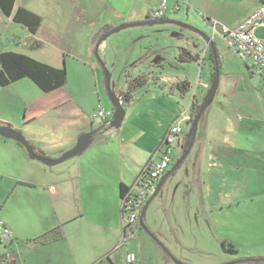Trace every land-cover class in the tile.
Instances as JSON below:
<instances>
[{
	"label": "crops",
	"instance_id": "crops-1",
	"mask_svg": "<svg viewBox=\"0 0 264 264\" xmlns=\"http://www.w3.org/2000/svg\"><path fill=\"white\" fill-rule=\"evenodd\" d=\"M40 1L36 4L35 0H17V6L42 18V25L36 34H31L0 12V34L9 32L6 38L8 45L0 46V54L12 51L54 68H62L58 54H63L66 60L74 53L73 58L79 59V51L93 53L95 39L121 25L167 19L186 21L194 27V21H197L199 25L210 28L208 22L199 21L202 19L197 13L201 12L223 25L234 27L249 17L263 0H167L164 17L159 20H151L149 16L158 9L162 0ZM38 4L45 6L43 10L51 14L47 21ZM175 6L178 10H174ZM177 16H181L180 19ZM132 29L135 28L112 34L101 42L99 50L104 61L109 50L120 47L123 39L147 35L126 33ZM44 35L47 39L52 37V42H45ZM255 35L264 38V27L258 28ZM216 36L226 43L228 50L235 53L222 36L212 35V38ZM66 37L82 39V48L76 53L77 47H65L61 39ZM34 41L42 43V47L31 51L28 46ZM49 45L55 57L39 55V51ZM212 45L208 50L216 69L218 48ZM206 48H199L201 56L198 47L182 49L188 51V57H193V60L179 62L181 49L178 53L174 52V58L180 64L189 63L190 67H195L204 61ZM159 59L167 61L166 55ZM244 61L246 63V59ZM246 68L250 79L240 72L224 74L221 76L223 81L219 78L217 91L209 105L213 108L207 111L206 119H203L206 111L203 113L189 153L191 156L188 155L192 166L187 172L190 174L184 187L186 203L192 211V208H196L199 210L197 213L213 214L212 226L217 229L222 227L218 223L221 213L234 212L238 207H264V98L257 94L260 86L254 79V72L261 77L252 65L250 69L246 63ZM96 70L92 82H88L97 95L96 109L113 113L110 97L106 98L104 77ZM24 80L0 87V126L18 131L35 151L52 161L70 152L82 135L91 131L96 133L91 136L83 153L55 166H46L31 159L14 140L0 139V220L13 237L0 255H5L16 264H123L126 254L131 253L129 242L134 237L121 246L120 187L131 186L147 163L159 159L158 148L169 129V123L183 116L187 119L186 124L194 99L197 102L209 86L205 82L195 83L198 86L193 91L192 82L186 76L173 79L166 75L155 84L148 82L147 86L152 88L142 98L148 110L135 107L125 110L121 127L116 130L109 126L112 119L102 121L92 118L89 108L79 96H54L62 94L67 84L46 95L55 99L52 106L71 108V116L62 112L59 122L40 125L32 103H23L24 109L21 114L18 113L20 88L32 89ZM182 81L189 82L191 87L185 95L176 88V84ZM200 85L202 90L197 93ZM136 91L131 93L128 106L133 102ZM45 98L48 97L43 100ZM94 120H99L102 125L94 126ZM165 184L164 179L157 194L142 211L147 229L149 208ZM168 188L171 189L170 185ZM177 193L178 190H174L173 197ZM256 197H259L258 200H255ZM245 198L249 200L245 201ZM57 227L63 233L60 241L43 246L30 242ZM227 241L229 239L223 242L235 245V241ZM135 257L137 263L142 264L141 259L137 255ZM160 258L162 264H170L165 257Z\"/></svg>",
	"mask_w": 264,
	"mask_h": 264
},
{
	"label": "rangeland",
	"instance_id": "rangeland-1",
	"mask_svg": "<svg viewBox=\"0 0 264 264\" xmlns=\"http://www.w3.org/2000/svg\"><path fill=\"white\" fill-rule=\"evenodd\" d=\"M35 1H37L36 4L38 2L41 3L40 0ZM36 4L34 6H37ZM38 6L47 21L51 14L43 10L45 6L41 7L40 4H38ZM200 13H197L198 17H200ZM177 17L180 19L181 16ZM199 21H201V23L203 22V20ZM194 22L196 26L195 28L207 34L214 46L218 48L216 55L218 60L217 69L219 78L224 74L240 72L243 73L247 79H250L246 68L247 63V66L251 69L249 61L246 60L245 63L244 58L242 59L241 56L228 50L226 43L218 36L212 38V33L207 25L201 24V26L199 25V22ZM183 23H186V21ZM139 32L140 35L141 33H146L147 35L135 36L126 40L123 39L122 47H114L109 50L106 61H104V57L99 49L97 52L106 71L110 75L111 93L117 99L120 97L121 93L127 91L128 80L139 76L148 77L149 82L154 84L162 76L168 75L173 77V79H182L186 76L189 78L190 82H192L193 91H195L198 86L195 85V83L205 82L208 86L211 85L215 69L210 58L209 48L202 41L198 40L197 37L195 38V34L172 25L135 28L126 33ZM8 33L9 32L5 31L0 34V46L8 45V42L6 41ZM43 38L45 42H52L53 40L52 37L49 39H47V37L45 38V35ZM61 40L65 47H77V51H75L76 53L82 48V39L79 41V39L66 37ZM96 44L97 43L94 45V51ZM190 46H193L194 48L198 47L199 56H201L199 53L200 49L207 47L204 51V61L195 67L192 65L190 67L189 63L180 64L174 58V52L178 53L180 49L191 50ZM52 51L53 49L49 45L40 50L39 55L44 58L55 57L54 53L52 54ZM94 51L93 53H88V50L79 51V54L77 55L79 56V59L73 58L75 53L71 55L72 57L69 56L66 58V60L63 59V54H58V58L60 59L59 62L62 67L64 65L66 70L68 82L62 90L63 95L61 93L54 95L57 97H69L71 95L79 96L86 108H89L90 116L92 118L93 114L97 111L98 100L92 84L89 86L88 82H92V77H94L93 72L96 68V71L101 73L102 78L104 77L102 67L98 62ZM68 55H70V53ZM164 55H166L167 61L159 59ZM254 79L260 86L257 90V94L262 99L264 98V81L259 78L255 72ZM220 80L223 81V78L221 77ZM24 83L28 86H32V89L20 88L21 92L18 102V113L21 114L24 109L23 103H32V108L34 112L37 113V121L40 125L59 122L62 112L66 116L70 115L71 108L63 109L61 105H56L55 107L52 106L55 102L54 98L42 93L28 79L24 80ZM104 88L107 94H105L106 98L109 99L105 82ZM151 88L152 86L145 85L144 87L139 88V90L136 89L137 91L133 102L129 104V106L128 104H125L123 109L127 110L135 107L137 109L144 108L148 110L142 98L147 90ZM198 88L197 93H200L199 90H202L201 85ZM206 93L207 92H205V94ZM205 94L199 97L197 103L202 101ZM44 97L48 98L43 100ZM212 108L213 106H209L203 115V119H206V113L211 111L210 109ZM45 110H48L49 112L41 113V111ZM94 122V126L96 127L102 125L99 120H94ZM66 124H68V122H66ZM171 124L172 122L169 123V127ZM180 126L184 130H188L186 124H181ZM93 139H96V137ZM28 145L36 154L44 157L41 152L35 151L29 143ZM172 151V160L169 163L166 172L172 170L173 166L181 156L180 148L173 146ZM189 156L186 157L177 169L171 172L172 175L166 179V184L153 199L146 219L149 227L148 232L138 225L134 227V240L129 242V244L131 243V254L135 256L137 255L139 259H141L142 264H162L160 256H165L161 247L156 241H154V238H156L173 255L172 259H167L166 257V260L170 264H176L174 260L181 264H264V261H256V259L260 258L259 256H264V207H238L234 212L221 213L218 217V223H221L222 227H218V229L213 228L211 221L213 214H205L204 212L197 213L199 210H196V208H192V211L190 206L186 203L184 187L188 181L187 175L190 174V172L189 174H187V172L192 166V164H189V161H191ZM168 185H170L171 192ZM174 190H178L175 197H173L172 194ZM258 198L259 197H256L255 200H258ZM246 200L249 199L245 198V201ZM200 211H202V207H200ZM224 239H229L230 242L235 241V245L223 242ZM181 241H183L184 244ZM223 243L225 244V248L223 247ZM6 245L9 244H0V253L5 251ZM229 246H233L235 252L230 251ZM124 262L125 260L123 259V264Z\"/></svg>",
	"mask_w": 264,
	"mask_h": 264
},
{
	"label": "built area",
	"instance_id": "built-area-1",
	"mask_svg": "<svg viewBox=\"0 0 264 264\" xmlns=\"http://www.w3.org/2000/svg\"><path fill=\"white\" fill-rule=\"evenodd\" d=\"M167 0H162L158 9L151 12V20H159L164 17ZM174 10H178L175 6ZM199 16L205 22H208L212 35L222 36L229 47L242 58L249 61L252 67L257 71L262 80H264V38H257L255 31L264 27V0L260 6L243 22L229 27L209 18L200 13ZM113 113L106 112L99 108L94 113L93 118L102 121L112 119ZM183 116L177 118L169 127L160 147L158 148L159 159L150 161L140 171L131 186L120 198L121 200V220H122V241L121 246L134 237V227L139 224L142 211L154 194L160 179L165 175L172 158V147L180 148L182 141H179L184 129L180 126L184 124ZM189 121V120H188ZM13 240L11 231L0 220V244H9ZM125 264H138L135 255L127 253Z\"/></svg>",
	"mask_w": 264,
	"mask_h": 264
},
{
	"label": "trees",
	"instance_id": "trees-1",
	"mask_svg": "<svg viewBox=\"0 0 264 264\" xmlns=\"http://www.w3.org/2000/svg\"><path fill=\"white\" fill-rule=\"evenodd\" d=\"M0 12L5 17L11 18L13 23L19 24L24 28H26L31 34H36L42 25V18L39 15L25 9L24 7L17 6V0H0ZM101 38L102 36L97 37L95 39V42L97 43ZM41 47H42V43L34 41L31 44H29L28 49L34 51L40 49ZM188 56L189 55L187 54V52L181 49V52L178 56V61L185 62L186 60L194 59L193 57L189 58ZM210 58L213 60L212 55H210ZM22 79L30 80L37 88H39L41 92L48 94L55 90L63 88L67 84V73L64 67L54 68L47 64L38 62L33 58L24 54L12 52V51L2 52L0 54V87H7ZM212 81H213V77L211 83ZM148 82H149V78L146 76H139L133 79L130 78L127 83V91L121 93L119 97L121 102L124 105L128 104L131 101V93L134 92L136 89L144 87L145 85H147ZM176 88L181 94L185 95L189 92L191 87L189 82L182 81L176 84ZM206 95H204L200 103L195 102L194 99V102L191 105L190 119L186 123L187 126L186 128H188V130H184V134L182 136V143L180 146L181 155L182 153L185 152V150L189 147L191 143V133L189 132L190 127L192 125L193 120L200 111L206 99ZM170 175L172 174L169 173L168 175H166L165 181ZM127 189L128 187L121 185L120 187L121 197L123 196V194H125ZM144 218H145V214L142 213L138 226H140V222H141L146 232H148ZM133 235H134V230H133ZM62 238H63L62 230L60 227H57L42 234L41 236L33 239L30 242L36 245L43 246L54 242H58ZM154 241H156L163 250L165 258L166 257L167 259L173 258L172 254L165 248V246L162 243H160L156 238H154ZM223 247L225 248L224 243H223ZM229 249L230 251L235 252V249L232 246H229ZM256 261L262 262L264 261V257H260L259 259H256ZM0 264H16V262L9 261L5 255H0Z\"/></svg>",
	"mask_w": 264,
	"mask_h": 264
},
{
	"label": "water",
	"instance_id": "water-1",
	"mask_svg": "<svg viewBox=\"0 0 264 264\" xmlns=\"http://www.w3.org/2000/svg\"><path fill=\"white\" fill-rule=\"evenodd\" d=\"M156 25H172V26H176L178 28L187 30L193 34H195V36L197 37L198 40L202 41L207 47H212V43H211V39L207 36V34H205L204 32H202L201 30L195 28L194 26L188 24V23H183L180 21H175V20H159V21H143V22H139V23H133V24H125V25H121L115 29H113L112 31H110L109 33H107L105 36H103L96 44L95 46V55L96 58L98 60V62L100 63L102 70H103V75H104V80H105V86L108 92V95L110 97L111 100V104L114 108L113 111V117L112 120L109 122V126L112 129H119L121 127V124L124 120V116H125V110L123 109V103H121L119 101V99H117L110 90V75L109 73L106 71L104 64L102 63V61L100 60L99 56H98V49L99 46L101 44V42H103L104 40H106L109 36H111L112 34L118 33L122 30L125 29H129V28H136V27H145V26H156ZM214 52V50H213ZM214 57H215V52H214ZM218 80H219V74H218V69H215V74H214V78L213 81L211 83V85L208 88V92L206 95V99L200 109V111L198 112L197 116L195 117V119L192 122V125L190 127V133H191V143L189 145V147L185 150L184 153H182V155L180 156V158L177 160L176 164L173 166L172 170L168 173H166L159 181L156 190L154 192V194L152 195V197H154L157 192L159 191V189L161 188L162 182L165 179L166 175H168L169 173H171L172 171H174L175 169H177L180 164H182V162L186 159V157L189 155L191 148L193 146V143L196 139V134H197V130H198V125L199 122L201 121L202 115L203 113L206 111V109L208 108V106L211 104L214 95L217 91V87H218ZM94 133H96L95 131L82 135L76 142V145L74 146V148L64 154L60 159L56 160V161H52L49 160L41 155L36 154L32 148L28 145L27 141L24 139V137L16 130H13L11 128L8 127H0V138L2 139H10V140H14L17 143H19L27 152L28 156L33 159V160H37L39 162H41L42 164L46 165V166H55L57 164H60L70 158H73L75 156L80 155L81 153H83L85 151V149L87 148L90 138L91 136L94 135ZM151 197V198H152ZM150 198V199H151ZM149 199V200H150ZM140 226L143 228V230H145V228L143 227V224H141L140 222ZM146 231V230H145ZM174 262L176 264H181L177 261L174 260Z\"/></svg>",
	"mask_w": 264,
	"mask_h": 264
},
{
	"label": "flooded vegetation",
	"instance_id": "flooded-vegetation-1",
	"mask_svg": "<svg viewBox=\"0 0 264 264\" xmlns=\"http://www.w3.org/2000/svg\"><path fill=\"white\" fill-rule=\"evenodd\" d=\"M181 29V28H180ZM184 30V29H183Z\"/></svg>",
	"mask_w": 264,
	"mask_h": 264
}]
</instances>
